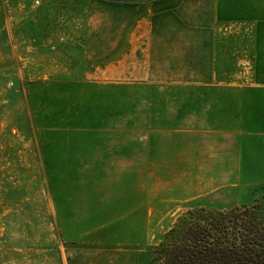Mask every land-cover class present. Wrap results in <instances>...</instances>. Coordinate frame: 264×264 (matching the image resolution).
<instances>
[{
    "label": "rangeland",
    "instance_id": "374dc122",
    "mask_svg": "<svg viewBox=\"0 0 264 264\" xmlns=\"http://www.w3.org/2000/svg\"><path fill=\"white\" fill-rule=\"evenodd\" d=\"M123 6L0 0V264H157L180 216L230 209L147 160L197 102L119 68L107 79L109 43L134 19Z\"/></svg>",
    "mask_w": 264,
    "mask_h": 264
},
{
    "label": "crops",
    "instance_id": "0c3cea01",
    "mask_svg": "<svg viewBox=\"0 0 264 264\" xmlns=\"http://www.w3.org/2000/svg\"><path fill=\"white\" fill-rule=\"evenodd\" d=\"M107 1L134 15L109 43L107 79L119 68L195 91L185 95L196 113L166 131L149 163L178 165L171 179L218 208L264 203V0Z\"/></svg>",
    "mask_w": 264,
    "mask_h": 264
},
{
    "label": "trees",
    "instance_id": "16d2710c",
    "mask_svg": "<svg viewBox=\"0 0 264 264\" xmlns=\"http://www.w3.org/2000/svg\"><path fill=\"white\" fill-rule=\"evenodd\" d=\"M248 213L247 207L188 211L157 247V264H264V233Z\"/></svg>",
    "mask_w": 264,
    "mask_h": 264
}]
</instances>
